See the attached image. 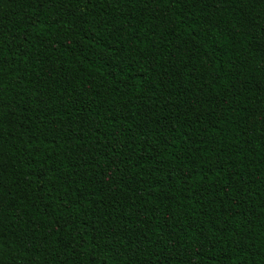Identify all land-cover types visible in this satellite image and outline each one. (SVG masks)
I'll return each instance as SVG.
<instances>
[{"label":"trees","instance_id":"16d2710c","mask_svg":"<svg viewBox=\"0 0 264 264\" xmlns=\"http://www.w3.org/2000/svg\"><path fill=\"white\" fill-rule=\"evenodd\" d=\"M0 264H264V0H0Z\"/></svg>","mask_w":264,"mask_h":264}]
</instances>
